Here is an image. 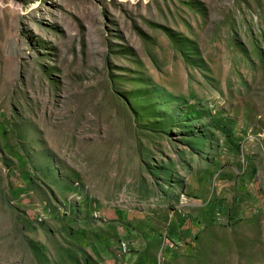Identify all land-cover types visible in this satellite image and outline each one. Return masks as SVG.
Segmentation results:
<instances>
[{
    "label": "rangeland",
    "instance_id": "rangeland-1",
    "mask_svg": "<svg viewBox=\"0 0 264 264\" xmlns=\"http://www.w3.org/2000/svg\"><path fill=\"white\" fill-rule=\"evenodd\" d=\"M106 217L264 264V0H0V264H91Z\"/></svg>",
    "mask_w": 264,
    "mask_h": 264
},
{
    "label": "crops",
    "instance_id": "crops-1",
    "mask_svg": "<svg viewBox=\"0 0 264 264\" xmlns=\"http://www.w3.org/2000/svg\"><path fill=\"white\" fill-rule=\"evenodd\" d=\"M125 216L123 215V218ZM127 216L130 217V213ZM108 218L105 219L106 230L103 229L102 235L93 241V247L95 246L97 249V254L91 260V264H166L172 256L177 255L174 251H165L163 247L161 248L160 242L156 241L154 231L148 232L146 242L142 247H138L135 251L122 252L119 245L122 230L119 229V224H122L124 219H113V221ZM136 234L138 235V233L133 235ZM133 235L129 234L127 238L132 240L130 237ZM131 247L132 243L130 242ZM159 257L162 258V262Z\"/></svg>",
    "mask_w": 264,
    "mask_h": 264
},
{
    "label": "built area",
    "instance_id": "built-area-1",
    "mask_svg": "<svg viewBox=\"0 0 264 264\" xmlns=\"http://www.w3.org/2000/svg\"><path fill=\"white\" fill-rule=\"evenodd\" d=\"M173 244H175L174 242H168V244L166 243V247H171ZM121 249L122 252H128V245L127 242H121Z\"/></svg>",
    "mask_w": 264,
    "mask_h": 264
}]
</instances>
